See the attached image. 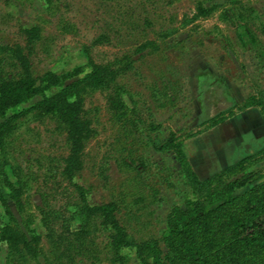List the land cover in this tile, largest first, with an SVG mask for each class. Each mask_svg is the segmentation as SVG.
Returning a JSON list of instances; mask_svg holds the SVG:
<instances>
[{"label": "rangeland", "instance_id": "obj_1", "mask_svg": "<svg viewBox=\"0 0 264 264\" xmlns=\"http://www.w3.org/2000/svg\"><path fill=\"white\" fill-rule=\"evenodd\" d=\"M198 1L0 0V45L24 43L22 26L42 28L43 39L32 59L37 75L71 70L88 56L104 63L125 53L135 59L136 68L120 78L130 91L127 118L119 120L108 110L106 92L87 98L97 134L87 145L78 181L89 188L92 203L117 202L118 216L138 238L161 237L171 210L184 208L191 194L174 152L157 150L156 143L175 132L201 178L226 169L264 143V48L241 43L236 0H208L207 5H220L218 11L183 26ZM238 1L254 7L250 25L264 47V0ZM224 11L230 19L221 18ZM171 29L177 31L163 38ZM101 33L109 35V43H94ZM151 39L160 45L158 51L135 53L139 44ZM156 89L165 106H159ZM251 98L259 102L244 107ZM215 116L224 120L212 125L209 119ZM151 122L160 128L152 130ZM4 154L10 178L24 186L26 212L20 213L10 200L12 212L25 230V218L33 219L50 256L42 209L60 210L68 217V205L78 194L60 174L62 158L68 154L66 133L49 118L25 120L7 137ZM247 171L264 173V154ZM139 196L148 203L145 209L134 204ZM3 218L0 204V223ZM53 225L62 232L61 221ZM92 241L90 254L72 252L74 264H111L102 254L107 233L93 234ZM128 252L127 264H138L135 253ZM0 264H16L4 244ZM30 264L49 263L41 255Z\"/></svg>", "mask_w": 264, "mask_h": 264}, {"label": "trees", "instance_id": "obj_2", "mask_svg": "<svg viewBox=\"0 0 264 264\" xmlns=\"http://www.w3.org/2000/svg\"><path fill=\"white\" fill-rule=\"evenodd\" d=\"M207 1H198L196 12L185 16L182 25L216 13L220 5H207ZM233 3L238 7L237 32L241 43L264 48L250 25L254 7L238 0ZM220 16L224 20L231 18L226 11ZM176 31L167 30L162 37ZM21 32L24 43L0 45V204L4 214L0 223V244L7 245L11 262L30 264L43 255L49 264H74L76 259L72 252L90 254L94 250L90 247L92 235L105 232L108 242L102 254L111 264H127L128 251L135 253L138 264H264V173L247 171L248 165L264 154V143L256 151H250L247 144L248 153L207 178H201L194 170L184 142L175 132L165 142L156 143L157 150L174 152L190 184L191 194L184 208L175 206L171 210L161 237L138 238L118 216L120 205L117 202L92 203L89 188L78 181L85 168L87 145L97 134L94 119L86 108L87 98L96 91L106 92L108 110L119 120L127 118L130 91L120 78L136 68L135 59L125 53L104 63L88 56L84 63L71 70L62 73L47 70L37 75L32 59L43 39L42 28L22 26ZM109 42L106 33L94 40L95 44ZM159 49L160 45L151 39L139 44L135 53ZM153 93L161 101L163 94L157 89ZM258 102L251 98L244 107ZM166 104L161 101L159 106ZM44 118L55 121L66 133L68 154L62 158L60 174L78 192L68 205V217L60 210L42 209L41 221L47 228L50 256L42 245L43 234L32 226L33 219L25 218V230L12 212L10 200L20 213L26 212L22 199L24 186L10 178L4 154L7 137L20 124L28 119ZM223 120L220 116L209 119L212 125ZM150 128L156 130L160 125L151 122ZM134 204H142L140 209L148 205L143 196L137 197ZM55 221L62 222V232L55 229ZM95 250L100 252L98 248Z\"/></svg>", "mask_w": 264, "mask_h": 264}]
</instances>
